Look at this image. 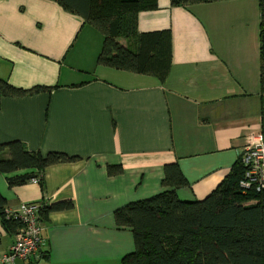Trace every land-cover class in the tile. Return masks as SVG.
I'll list each match as a JSON object with an SVG mask.
<instances>
[{
    "label": "crops",
    "instance_id": "crops-1",
    "mask_svg": "<svg viewBox=\"0 0 264 264\" xmlns=\"http://www.w3.org/2000/svg\"><path fill=\"white\" fill-rule=\"evenodd\" d=\"M156 2L138 13L137 28L171 33L163 81L97 64L100 32L53 0H0V78L46 88L0 94V143L77 156L48 165L42 184H9L34 170L0 172L6 207L73 204L45 214L37 254L14 264H121L135 244L115 209L169 189L161 181L174 162L188 181L178 198L203 199L236 164L246 136L264 129L259 0ZM108 165L122 171L109 175ZM14 240L0 222V255Z\"/></svg>",
    "mask_w": 264,
    "mask_h": 264
},
{
    "label": "trees",
    "instance_id": "trees-1",
    "mask_svg": "<svg viewBox=\"0 0 264 264\" xmlns=\"http://www.w3.org/2000/svg\"><path fill=\"white\" fill-rule=\"evenodd\" d=\"M65 11L83 18L103 37L97 64L134 73L149 74L163 81L171 64V33L159 30L141 33L138 13L154 9L156 0H53ZM217 0H171L188 7ZM260 10V88L264 93V0ZM126 41V44H125ZM44 87L17 88L0 78V94L20 97ZM77 156L61 151L46 155L29 151L19 140L0 143V172H32L9 178L10 185L38 178L44 169ZM122 171L108 165L109 175ZM243 168L239 160L224 179L201 200H181L176 189L188 185L177 163L164 165L162 185L169 187L149 198L127 203L114 211L115 223L130 228L135 249L121 264H264V191H243L239 186ZM37 203V202H36ZM40 205V219L49 211L67 210L70 200ZM6 201L0 194V222L15 235L19 219L7 218Z\"/></svg>",
    "mask_w": 264,
    "mask_h": 264
},
{
    "label": "built area",
    "instance_id": "built-area-1",
    "mask_svg": "<svg viewBox=\"0 0 264 264\" xmlns=\"http://www.w3.org/2000/svg\"><path fill=\"white\" fill-rule=\"evenodd\" d=\"M238 160L243 172L239 186L243 191H264V129L250 132L240 151ZM38 182V178L32 179ZM40 205L24 202L17 208L6 207L7 218L19 219L21 227L8 251L0 255L3 264H14L15 260H28L38 252L44 229L40 219Z\"/></svg>",
    "mask_w": 264,
    "mask_h": 264
}]
</instances>
